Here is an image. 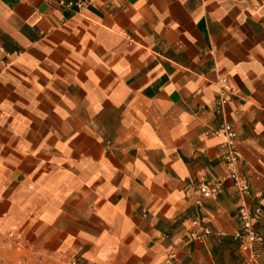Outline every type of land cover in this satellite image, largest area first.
Returning <instances> with one entry per match:
<instances>
[{
	"label": "crops",
	"instance_id": "crops-1",
	"mask_svg": "<svg viewBox=\"0 0 264 264\" xmlns=\"http://www.w3.org/2000/svg\"><path fill=\"white\" fill-rule=\"evenodd\" d=\"M61 1L0 0V264H249L226 121L264 264V0Z\"/></svg>",
	"mask_w": 264,
	"mask_h": 264
},
{
	"label": "built area",
	"instance_id": "built-area-1",
	"mask_svg": "<svg viewBox=\"0 0 264 264\" xmlns=\"http://www.w3.org/2000/svg\"><path fill=\"white\" fill-rule=\"evenodd\" d=\"M96 0H78L76 2L65 3L61 1L62 5L67 7L76 6L80 11L84 10L90 3ZM218 85L221 89V97L219 99L220 105L225 104L229 95L235 93V88L231 85L230 81L223 77L219 79ZM209 132L208 134H210ZM215 134H223L226 137V144L229 147V152L226 155V178L230 179L239 195L241 196V202L239 206V217L241 220V229L234 235V238L241 244L243 251L249 253L248 263H258L257 247L263 241V237L258 234L254 227V221L261 212L260 207H254L250 202L251 187L244 175L240 172V161L241 153L236 147L237 132L233 124L226 121L221 127L212 131ZM224 181H212V182H201L199 189L205 198L217 197L223 190ZM194 224L199 225L198 221H194ZM209 228H203L201 234L193 232L194 238H199L203 234H210ZM175 258L174 254H171L168 258V263H171ZM72 264H78L77 260H73Z\"/></svg>",
	"mask_w": 264,
	"mask_h": 264
}]
</instances>
